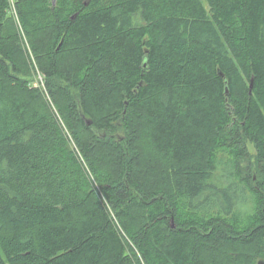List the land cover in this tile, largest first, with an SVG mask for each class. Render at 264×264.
Listing matches in <instances>:
<instances>
[{"label": "trees", "instance_id": "obj_1", "mask_svg": "<svg viewBox=\"0 0 264 264\" xmlns=\"http://www.w3.org/2000/svg\"><path fill=\"white\" fill-rule=\"evenodd\" d=\"M15 3L56 114L0 0V264L264 259V0Z\"/></svg>", "mask_w": 264, "mask_h": 264}, {"label": "rangeland", "instance_id": "obj_2", "mask_svg": "<svg viewBox=\"0 0 264 264\" xmlns=\"http://www.w3.org/2000/svg\"><path fill=\"white\" fill-rule=\"evenodd\" d=\"M15 1L16 0H8L6 21L4 22V24L6 28H8L9 23H11V25L14 26V30L17 34L16 37L19 41L21 50L27 60L29 70L31 71L29 76H21V78L26 81L29 88L36 90L38 94L47 101L52 112L56 114L55 107H54L55 105L50 100V92H49V88L45 80V76L39 70L38 63H37L35 54L33 52V49L31 47V44L29 42V39L21 26V18H20L18 7ZM133 21L134 23H141V19L138 15L135 16ZM61 124L64 128V124L62 122ZM65 135L67 139L71 141L70 136L67 133ZM246 149L247 151L244 155V159L240 161V164H241L240 169H241L242 174L247 176L249 172L248 167H250V174L253 176V179H256L257 173L256 171H254V168H255L254 163L256 164V160L253 159V157L255 156V151H254L253 146L248 143L246 144ZM89 178L91 180H94L91 173L89 174ZM171 226L174 227L173 221H171ZM261 261H264V259L256 258L254 260V264H257L258 262H261Z\"/></svg>", "mask_w": 264, "mask_h": 264}, {"label": "water", "instance_id": "obj_3", "mask_svg": "<svg viewBox=\"0 0 264 264\" xmlns=\"http://www.w3.org/2000/svg\"><path fill=\"white\" fill-rule=\"evenodd\" d=\"M222 76V74H221ZM252 80H250V84H249V92H251V88H252ZM227 91V90H226ZM257 264H264V261L258 262Z\"/></svg>", "mask_w": 264, "mask_h": 264}]
</instances>
